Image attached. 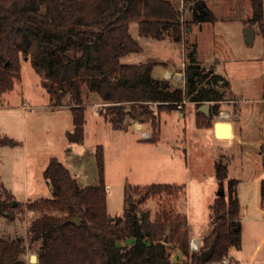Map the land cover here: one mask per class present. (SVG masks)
<instances>
[{
	"label": "trees",
	"instance_id": "obj_1",
	"mask_svg": "<svg viewBox=\"0 0 264 264\" xmlns=\"http://www.w3.org/2000/svg\"><path fill=\"white\" fill-rule=\"evenodd\" d=\"M249 1L252 16L247 22L263 23L264 0ZM182 7L189 11L190 19L186 21L182 10L170 0H0V95L20 81L21 61L28 60L41 87L54 100L51 106H64L63 100L69 98L74 131L66 136L71 142L83 140V85L99 97L104 105L100 114L114 130L126 129L127 119L149 122L152 134L146 140L152 143L158 141L160 133L154 111L144 103L147 101L159 103V114L177 111L178 103L184 101L196 108L214 101L210 116L195 112L197 128H212L213 114L226 100L216 85L220 81L221 87L227 88L228 81L200 65L195 42H184V90L154 78V63L120 61L142 51L129 32L133 23L142 38L159 41L169 37L176 43L183 40L184 24L216 21L203 0H182ZM18 144L0 137V146ZM94 158L98 184L79 187L69 170L50 158L43 178L51 196L23 204L27 211L40 214L27 229L29 242H40L38 264H174L170 257L175 251L186 259L182 264H224L226 259L227 264H240L229 257L231 248L241 249L238 181L228 180L226 195L214 198L210 206L215 216L211 231L202 239L198 252H190L187 216L163 207L152 219L150 210L142 208L147 199L163 195L173 199L182 195L184 200V185L127 186L123 190V212L112 218L107 212L101 146L95 148ZM215 165L216 179L223 188L227 167L221 162ZM1 191L4 198L0 215L13 201L8 190ZM259 196L264 200V180ZM6 215L12 218L8 211ZM76 217L78 225L73 222ZM127 240H132L129 247L117 244ZM20 242V238L7 242L0 237V264L13 262L21 252ZM209 249L212 252L206 259L203 253Z\"/></svg>",
	"mask_w": 264,
	"mask_h": 264
},
{
	"label": "rangeland",
	"instance_id": "obj_2",
	"mask_svg": "<svg viewBox=\"0 0 264 264\" xmlns=\"http://www.w3.org/2000/svg\"><path fill=\"white\" fill-rule=\"evenodd\" d=\"M174 2L182 10L183 20L190 19L181 0ZM208 3L216 21L203 24L201 30L197 28L194 32L201 51L200 65L209 71L215 70L228 81L226 100L219 103L218 110L229 106L227 109L240 125L238 131V124L233 119L236 138L229 145L215 140L210 131L196 127L197 108L188 101L177 111L159 114L158 109L154 110L160 133L156 143L144 141L142 137L145 131L152 134L149 122L140 124L127 119L126 129L114 130L100 114L104 105L99 97L90 94L85 85L82 86L84 140L82 145L81 142H71L64 135L65 130L74 131L69 110L50 107L54 100L41 87L39 76L28 60L21 61L20 81L11 91L0 96V107L5 108H0V137L25 142L24 154L21 148H0V201L4 198L2 188L12 189L14 195L11 205L6 204V211L0 215V237L7 242L21 239V252L11 264L39 263L40 242L30 243L27 229L40 214L27 211L23 204L51 196L43 178L48 160L56 158L61 162L76 178L79 187L96 185L98 173L94 152L97 146H101L104 153V179L110 192L109 213H121L123 190L127 186L184 185L185 201L182 195L177 199L163 195L147 199L142 208L150 210L152 219L154 213L163 207L183 213L187 216V233L191 236L208 232L215 217L210 209L214 198L220 191L226 195L228 180L238 181L236 197L240 205L238 215L243 243L240 250L231 248L229 255L233 254L240 264H264V241L259 243L264 240V215L256 209L259 206L264 210V200L257 198L254 181L263 168L261 146L264 142L260 127L264 103L257 100L261 99L260 88L264 84V9L263 23H248L252 16L249 0H208ZM130 26V34L138 37L137 25ZM247 28L255 30L251 41L247 40ZM186 29L184 24L183 47L185 41L188 44L195 42ZM151 39L146 37L141 41L146 46L143 55L124 57L121 63H143L149 54L161 57L169 64L185 59L178 44ZM183 49L186 57L187 49ZM159 79L172 82L167 77ZM221 86L217 89L225 93L226 89ZM68 99L63 100L64 106H67ZM205 103L210 108L213 105ZM126 108L129 109V105ZM137 125L144 126L138 130ZM216 162L227 167L223 188L216 179ZM7 211L12 218H8ZM131 243L132 240H127L117 244L129 247ZM31 255L37 256L35 263L30 262ZM182 257L184 263L186 259ZM223 262L227 264L228 259Z\"/></svg>",
	"mask_w": 264,
	"mask_h": 264
},
{
	"label": "crops",
	"instance_id": "obj_3",
	"mask_svg": "<svg viewBox=\"0 0 264 264\" xmlns=\"http://www.w3.org/2000/svg\"><path fill=\"white\" fill-rule=\"evenodd\" d=\"M171 2H172V4L176 7V8H178V5L177 4H175V2H174V0H170ZM205 3H206V5L209 7V3H208V0H203ZM232 1H239V0H232ZM181 2H182V0H181ZM181 5H182V3H181ZM263 9H264V6H263ZM250 11H251V8H250ZM135 24V23H134ZM203 24H206V23H203ZM203 24H200V25H197V24H192V26L190 25V26H187V29H186V31L189 33L190 32V34H189V36L190 37H194V39H195V43H196V49H197V58H198V61H199V63H201L202 62V60H201V51H200V49H199V42H198V40L195 38V36H196V34H195V30L198 28L199 30H201L202 29V26H203ZM130 27L131 26H129V32H130ZM254 31V36H255V30H253ZM138 33V32H137ZM132 35V34H131ZM134 39H136L137 40V42H138V44H139V46H140V50H142L140 53H131V54H128V55H126L125 57H128V56H131V55H133V54H140V55H143L144 54V52H146V46L145 45H142V43H141V41L143 40V38H146V37H140L139 36V33H138V37H134V36H132ZM152 40V39H151ZM153 40H155V39H153ZM160 40H166V41H169V42H171V43H174V44H178L179 46H180V48L182 49V51H181V53H182V55H183V57L185 58V50L183 49L184 47H183V40L182 41H180V42H173L169 37H165V38H163V39H160ZM184 60V59H183ZM182 60V61H183ZM182 61H180V62H177V63H173V64H169L165 59H163V58H159V57H155V55L154 54H149V55H147V56H145V58H144V62L143 63H146V62H151V63H154L155 65H154V67H153V69H152V72H151V75L154 77V78H156V79H159L160 77H165V73H166V71L167 72H177V70L178 69H180V63L182 62ZM143 63H130V64H143ZM129 64V63H128ZM162 68V69H161ZM175 70V71H174ZM211 71H213V72H215V70H211ZM216 73V72H215ZM216 74H218V73H216ZM218 75H220V74H218ZM221 77H223L222 75H220ZM224 78V77H223ZM224 80L226 81V79L224 78ZM229 86V85H228ZM228 88V87H227ZM227 88H225L226 89V91H225V97L227 96V94H228V92H227ZM260 90H261V94H260V96H261V99H259V100H257V102H263L264 103V84L261 86V88H260ZM229 91V90H228ZM1 96V95H0ZM25 104V102H22V105H24ZM22 108L24 107V106H21ZM50 107H53V106H50ZM227 108H229V106H226ZM1 109H5L4 107H0ZM54 108H65V109H67V110H69V112H70V115H71V118H72V114H71V111H70V109H69V107L68 106H61V107H54ZM227 108H224V109H221L222 111H224L227 115H230V117H229V119L226 121V122H222V123H224V124H229V126H230V129H229V131H230V133H231V136H230V138L229 139H227L226 137H223V138H218L216 135H215V132H214V129H213V125H212V128H209V129H207V128H202V129H206L207 131H210L212 134H213V137L215 138V140H217V141H221V142H225L226 144H231V143H233V141H234V139L236 138V132L234 131L235 130V128H234V123H235V121H236V119L233 117V115H232V113H231V111L229 110V109H227ZM196 112V111H195ZM104 119V118H103ZM235 121H234V120ZM104 121L105 122H107L105 119H104ZM84 122H85V120H84ZM236 123L238 124V121H236ZM72 125H73V123H72ZM143 126L144 125H142L141 126V129L143 128ZM137 128V127H136ZM239 128H240V125L238 124V131H239ZM260 131H262V135H261V137L263 138V140H262V142H264V118L262 119V122H261V127H260ZM67 132H69L68 130H65L64 131V135H66V133ZM0 135H2V133H1V131H0ZM84 140V139H83ZM146 140V139H145ZM144 140V141H145ZM83 144V141L81 142V145ZM3 147H5V146H0V148H3ZM262 158H263V168H262V170H261V172L254 178V181H256V189H257V191H256V193H257V198L259 199L260 198V183L262 182V180H264V178H263V176H264V143H262ZM11 148H21V150H22V152H23V154L25 153V142H24V140H22L21 142H19V144L17 145V146H14V147H11ZM49 161V160H48ZM48 164V163H47ZM103 164H104V153H103ZM228 172V171H227ZM103 174H104V172H103ZM0 177H1V174H0ZM75 178V177H74ZM104 178H105V175H104ZM76 179V178H75ZM77 181V180H76ZM104 182H105V179H104ZM105 185H106V191H107V212H108V214L112 217V218H114V217H116V216H120L121 214H122V212H123V210H121V213L119 214L118 212H113V213H109V210H108V200H109V198H110V192H109V185L105 182ZM135 186V185H134ZM12 195H13V191H12V189H8V188H6ZM14 196V195H13ZM215 200V199H214ZM212 205V204H211ZM210 205V206H211ZM123 207V206H122ZM256 209L258 210V212L259 213H261V214H263L264 215V210H262L259 206H257L256 207ZM211 228H212V223H211V225H210V227H209V230H208V232L205 234V235H198V236H191L190 234H189V238L190 239H194V240H196L197 242H199V244L201 243V240H202V238L203 237H205V236H207L209 233H210V231H211ZM263 239H261L260 240V244L261 243H263ZM242 243H243V232H242V230H241V246H242ZM258 244H257V246H255L256 247V250L258 249ZM230 256V255H229ZM230 258H233L234 260H237L236 258H235V256L232 254V256H230ZM183 259V257H182V254L179 252V251H175L173 254H172V256H171V260L173 261V263H182L181 262V260ZM238 261V260H237ZM239 262V261H238ZM240 263V262H239Z\"/></svg>",
	"mask_w": 264,
	"mask_h": 264
},
{
	"label": "built area",
	"instance_id": "obj_4",
	"mask_svg": "<svg viewBox=\"0 0 264 264\" xmlns=\"http://www.w3.org/2000/svg\"><path fill=\"white\" fill-rule=\"evenodd\" d=\"M185 59L180 63V69L177 70V72H168V76L167 78L168 79H172V82L173 83V87L174 88H181L184 90L185 86H186V76H185V69H186V66H185ZM222 84V82L219 81V83L216 85V88L219 87V85ZM223 102V101H221ZM150 109H152L153 111L155 109H157L159 103L157 102H144ZM185 101L183 103H178L177 107L178 108H181L182 107V104H184ZM210 104H214L215 102L214 101H211L209 102ZM230 115H227L224 111L222 110H218L215 114H213V123L214 122H226L228 119H229ZM142 137L143 139H148L151 137L150 134H148V132H143L142 133ZM200 248V244L199 242H197L196 240L194 239H191L190 242H189V250H191L192 252H198Z\"/></svg>",
	"mask_w": 264,
	"mask_h": 264
},
{
	"label": "water",
	"instance_id": "obj_5",
	"mask_svg": "<svg viewBox=\"0 0 264 264\" xmlns=\"http://www.w3.org/2000/svg\"><path fill=\"white\" fill-rule=\"evenodd\" d=\"M245 31H246V34H247V40H248V41H251V40L253 39V36H254V31H253L252 29H250V28H247ZM196 111L201 112V113H203V114L206 115V116H210V115H209V113H210V106H209V104H206V103L201 104V105L197 108ZM218 123H222V122H214V123H213V129H214V132H215V135H216V136L218 135V132H217V124H218ZM137 129L140 130V129H141V125H137ZM223 195H224L223 191H220V192H219V196H223ZM73 222L76 223V224L78 225L79 222H80V221H79V218L76 217V218L73 220ZM211 252H212V249L206 250V251L203 253L204 258L207 259V258L210 256ZM41 253H42V252H39L38 255H40ZM36 261H37V256H36V255H31V256H30V262H31V263H35ZM206 264H211V263H206Z\"/></svg>",
	"mask_w": 264,
	"mask_h": 264
},
{
	"label": "bare ground",
	"instance_id": "obj_6",
	"mask_svg": "<svg viewBox=\"0 0 264 264\" xmlns=\"http://www.w3.org/2000/svg\"><path fill=\"white\" fill-rule=\"evenodd\" d=\"M168 76V72L166 71L165 73V78ZM230 126L229 124H224V123H218L217 124V132H218V138H223L226 137L227 139L230 138L231 133L229 131Z\"/></svg>",
	"mask_w": 264,
	"mask_h": 264
}]
</instances>
